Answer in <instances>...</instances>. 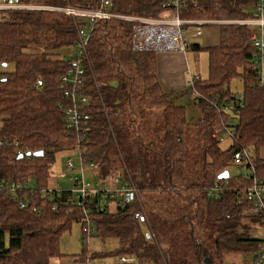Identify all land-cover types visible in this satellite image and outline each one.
Masks as SVG:
<instances>
[{
	"label": "trees",
	"instance_id": "obj_1",
	"mask_svg": "<svg viewBox=\"0 0 264 264\" xmlns=\"http://www.w3.org/2000/svg\"><path fill=\"white\" fill-rule=\"evenodd\" d=\"M35 1L45 7L0 10V64L14 66L0 71V179L21 184L15 192L0 188V264H51L67 256L60 240L74 223L90 229L86 236L119 240L112 254L118 260L110 264H205L206 257L238 264L228 256L240 254H251L254 264L262 240L250 229L262 221L244 193L249 172L228 177L217 196L208 192L243 151L250 152L253 178L264 181V75L255 63L252 27L241 22L251 14V0H185L181 18L215 21L220 39L214 46H185L208 52V77L197 74L184 90L171 91L160 83L157 52L134 50L130 20L162 17L164 0H113L121 17L99 20L86 48L89 102L81 111L89 124L80 146L77 131L67 127L60 88L71 67L65 58L78 40L77 16L64 9H96L100 0L29 2ZM235 79L243 83L238 115L223 109L237 92L231 90ZM187 91L202 112L198 120H189L178 103ZM230 122L231 142L222 147L211 133ZM77 146L101 180L115 173L117 183L132 184L129 202L115 190L88 193L87 200L72 189L51 192L55 153ZM40 150L42 156L27 155ZM29 179L33 186L25 185ZM88 255L102 254L79 256L86 261ZM133 255L135 263L119 260Z\"/></svg>",
	"mask_w": 264,
	"mask_h": 264
},
{
	"label": "built area",
	"instance_id": "obj_2",
	"mask_svg": "<svg viewBox=\"0 0 264 264\" xmlns=\"http://www.w3.org/2000/svg\"><path fill=\"white\" fill-rule=\"evenodd\" d=\"M30 0H0V10L4 9H24V8H40L33 6ZM113 0H100L99 7L90 10H81L73 7H67L64 10L68 13L77 16V35L78 40L66 56V60L71 62V67L61 77L60 88L67 99L68 107L65 109V119L67 127L71 130L77 131L78 145L84 139L88 131L89 116L85 115L81 109L84 105L88 104L89 96L84 92V86L87 81V64H86V48L88 46L89 38L91 37L96 23L101 19H110L121 17L112 11ZM164 7L167 8L166 13L160 18L148 17H130L133 21V37L132 45L136 51H183L185 50V41L183 38L184 25L192 21H186L181 18L180 10L185 6V0H164ZM251 14L248 19L242 20L249 26H256L260 28V32L252 33V41L256 44L258 54L255 58L257 67H264V0H251ZM194 31L197 35H202L203 28L200 23H194ZM73 55V57H71ZM263 78V75H262ZM191 83V82H190ZM63 105V104H61ZM66 104H64L65 106ZM244 105V96L242 92H236L234 98L230 103H225L223 109L232 112L235 115L240 113L241 107ZM233 122L227 125L215 126L212 130V138L214 140L223 141L224 137L232 134ZM3 140L0 139V146ZM81 154V152H80ZM83 163V159L81 156ZM235 163L239 164L241 169L249 172V177L252 178V183L244 189V193L255 198V213H260L258 216L262 225L259 228L263 229V234L258 236L262 240L261 248L257 251L254 264H264V181L253 178L250 173L248 164L251 163V155L248 151L235 154ZM68 169L72 168V159L67 160ZM221 173V172H220ZM219 173V174H220ZM231 178V174L229 176ZM115 183L120 181L119 176H111ZM74 182L79 186L75 192L77 196L87 200L88 193L96 194L100 188L89 189L83 178H75ZM100 182H103L100 180ZM128 183V182H127ZM124 183L119 189L115 190L117 195L123 199L124 202H129L132 198V193L135 191L134 187ZM229 180L226 178H219L209 189V195L217 196L221 191L227 188ZM27 186H33L31 179L25 183ZM8 188L11 192H15L21 184L16 183L13 179L4 180L0 179V188ZM62 188H54L51 190L60 191ZM15 194V193H14ZM140 222L147 220L143 212H138L135 215ZM84 231L89 232V228H83ZM122 262H136V256H121L119 258Z\"/></svg>",
	"mask_w": 264,
	"mask_h": 264
},
{
	"label": "rangeland",
	"instance_id": "obj_3",
	"mask_svg": "<svg viewBox=\"0 0 264 264\" xmlns=\"http://www.w3.org/2000/svg\"><path fill=\"white\" fill-rule=\"evenodd\" d=\"M35 7H45V4L38 3L35 1L33 3ZM249 8H246L248 11ZM2 17V13H0V19ZM198 21H210L212 20H198ZM208 23L207 25H203L205 27H212L213 23ZM193 26V25H191ZM191 26H187L184 28L183 38L187 44L191 43H200L203 45V38L196 35L192 30ZM217 27V26H213ZM212 27V28H213ZM260 32V28L254 26V32ZM215 34H212L213 39L217 40V32L218 30L214 28ZM185 45V46H186ZM188 56V65L186 70V78L188 81L191 80L193 75L199 74L202 78L208 77V52L206 50H202L198 53L193 51H185ZM158 53V52H157ZM14 66L10 64L8 67H3L0 64V71L2 70H12ZM243 88V83L241 79H235L231 83V90L241 92ZM184 90V89H182ZM181 92V91H177ZM192 93L187 91L186 93H182V95L178 98V103H181L186 106L187 116L189 120H198L202 117V112L198 106L194 104V100L192 98ZM230 139L227 136L224 137L222 141V147H228L230 144ZM261 157L264 159V148L260 151ZM68 158L72 159V168L68 169L67 160ZM241 171V167L237 164L230 166L229 175L231 176L239 174ZM112 175H116L115 173H111ZM105 177L104 180H101L100 172L94 169L92 166H88L82 163L81 154L79 147H73L69 149H65L62 151H58L55 153V161L52 164L51 175L48 180V188H62V189H72L73 191L79 188L78 185L75 184V178H83L86 187L89 189H119L121 187L120 183H115L111 176ZM103 181V182H100ZM144 213V212H143ZM145 214V213H144ZM146 215V214H145ZM248 222V220H244ZM250 233L254 236H260L263 234V229L259 227H253L250 229ZM120 248L119 240L116 237H107L102 239L100 236H86L82 225L80 223H74L70 230L63 233L60 240V249L62 253L67 256L54 258L51 264H110L117 262V256L112 255ZM84 251L87 253H101V256L90 257L88 255V260L82 261L80 258V254ZM251 254H240V255H231L228 256L229 261H236L238 264H249L251 261Z\"/></svg>",
	"mask_w": 264,
	"mask_h": 264
},
{
	"label": "crops",
	"instance_id": "obj_4",
	"mask_svg": "<svg viewBox=\"0 0 264 264\" xmlns=\"http://www.w3.org/2000/svg\"><path fill=\"white\" fill-rule=\"evenodd\" d=\"M210 25H212V27L213 26H217V27L203 28L202 25L203 33L202 35H198L201 38H203V46L205 47L217 45L220 39V26L218 24H210ZM191 27L192 30L194 31L193 28L194 26ZM214 28L218 30L217 40H212L213 39L212 34H215L216 32L214 31ZM185 51L186 50L166 51V52L157 53L159 80L162 87L168 91L185 89L188 86V84H190L192 78L195 76L193 75L190 81H188L186 78L188 56ZM188 51L190 52V50Z\"/></svg>",
	"mask_w": 264,
	"mask_h": 264
},
{
	"label": "bare ground",
	"instance_id": "obj_5",
	"mask_svg": "<svg viewBox=\"0 0 264 264\" xmlns=\"http://www.w3.org/2000/svg\"><path fill=\"white\" fill-rule=\"evenodd\" d=\"M81 10H89V9H81ZM251 10L252 11H254V9H252L251 8ZM248 19V18H247ZM245 20V19H244ZM186 21H188V20H186ZM189 21H192V22H190L193 26H194V24H193V22L194 23H200L201 25H204L205 24V22H210V21H198V20H189ZM241 22H242V20H241ZM210 23H215V22H210ZM250 27H252V26H250ZM254 32V27H252V33ZM156 52V51H155ZM160 52V51H159ZM261 69V73H262V75H264V67H263V69L262 68H260ZM68 107V105H65L63 108H64V110L66 109ZM80 149V148H79ZM80 152H81V150H80ZM229 168H230V166L228 167V168H226L225 170H227L228 171V174H229ZM224 171V170H223ZM230 176V175H229ZM227 179V178H226ZM50 191L48 190V193H49ZM247 195V194H246ZM247 197L248 198H250L252 201V212L253 213H255V211H254V208H255V198L254 197H251V196H249V195H247ZM20 205H21V207H24L26 204L25 203H23V202H20Z\"/></svg>",
	"mask_w": 264,
	"mask_h": 264
},
{
	"label": "water",
	"instance_id": "obj_6",
	"mask_svg": "<svg viewBox=\"0 0 264 264\" xmlns=\"http://www.w3.org/2000/svg\"><path fill=\"white\" fill-rule=\"evenodd\" d=\"M5 65V64H4ZM27 155H34V156H42L43 155V151L40 150V151H35V152H27ZM219 178H228L229 177V174H228V171L227 170H224L222 171L219 175H218ZM204 263L205 264H214L211 262L210 258L206 257L204 258Z\"/></svg>",
	"mask_w": 264,
	"mask_h": 264
}]
</instances>
